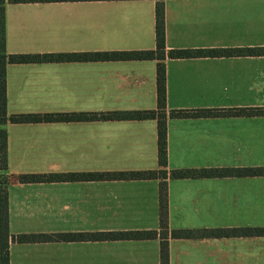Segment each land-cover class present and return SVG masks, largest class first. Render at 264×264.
<instances>
[{
  "label": "crops",
  "instance_id": "0c3cea01",
  "mask_svg": "<svg viewBox=\"0 0 264 264\" xmlns=\"http://www.w3.org/2000/svg\"><path fill=\"white\" fill-rule=\"evenodd\" d=\"M10 54L154 49L156 0H3ZM166 49L264 47V0H163ZM166 111L264 108V55L164 59ZM6 112L156 107V60L5 65ZM8 264H160V240L18 242L38 233L158 229V179L21 183L19 174L151 170L155 119L5 122ZM167 168L264 166V114L166 119ZM168 228L264 227V175L168 178ZM168 264H264V233L168 238Z\"/></svg>",
  "mask_w": 264,
  "mask_h": 264
},
{
  "label": "trees",
  "instance_id": "16d2710c",
  "mask_svg": "<svg viewBox=\"0 0 264 264\" xmlns=\"http://www.w3.org/2000/svg\"><path fill=\"white\" fill-rule=\"evenodd\" d=\"M58 0H8L10 3L44 2ZM3 0H0V124L9 121L38 122L74 119H155L157 122V164L156 169L114 171V172H72V173H26L19 174L21 183L59 180H92V179H158V229L130 230L114 232H76V233H38L18 234L12 238L18 242L76 240V239H153L160 240V264H168V238L213 237L230 232L245 231L260 235L264 227L191 229L168 228V178H197L207 176H262L264 166L244 168H167L166 156V119L177 117L212 116L220 113L232 114H264V108L231 109L226 112L208 109H170L166 111V89L164 59L189 58L197 56H233L264 55V47H232V48H171L166 49L164 37L163 0H156L155 5V40L154 49L137 51L101 52V53H31L10 54L4 47ZM121 58V59H154L156 60V107L142 110H115L105 112H54V113H15L6 112L5 65L7 63L41 62L65 59ZM7 166V142L5 129H0V170ZM8 200L5 185H0V264H8Z\"/></svg>",
  "mask_w": 264,
  "mask_h": 264
}]
</instances>
